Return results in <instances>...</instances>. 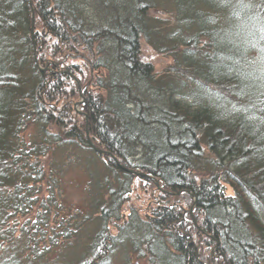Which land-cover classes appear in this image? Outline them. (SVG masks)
<instances>
[{
  "label": "trees",
  "instance_id": "1",
  "mask_svg": "<svg viewBox=\"0 0 264 264\" xmlns=\"http://www.w3.org/2000/svg\"><path fill=\"white\" fill-rule=\"evenodd\" d=\"M75 160L86 209L60 197ZM120 237L264 264V0H0V264H101Z\"/></svg>",
  "mask_w": 264,
  "mask_h": 264
},
{
  "label": "rangeland",
  "instance_id": "2",
  "mask_svg": "<svg viewBox=\"0 0 264 264\" xmlns=\"http://www.w3.org/2000/svg\"><path fill=\"white\" fill-rule=\"evenodd\" d=\"M140 49H141V55L144 59L150 61L153 65V68L156 73H161L163 71H167V68L169 64L171 63V57L169 55H166L164 53L156 52L148 43H146L142 38L140 41ZM83 102V99L79 98L75 103H74V108L75 110L80 109V105ZM85 124L87 125V122L85 121ZM87 128V127H86ZM31 131L30 127H27V132ZM64 156V155H63ZM80 163V164H78ZM134 163V162H133ZM65 166L64 171L60 174L59 176V186H61V198L63 200L64 207L70 208V209H75L76 207H84L85 209L88 206V197L85 192L86 190V185L88 182L86 173L84 172L82 166L83 164L79 161H70L67 162ZM146 174V173H145ZM148 176V174H146ZM151 178V176H150ZM157 183V181H156ZM158 186V184H157ZM228 190L230 188L228 187ZM140 192V191H139ZM137 197L135 193L132 192V196ZM129 198L130 200L133 198ZM145 199V195L143 193H140V197L138 199V202L140 203L139 205H142V201ZM142 202V203H141ZM137 205V201H135ZM129 205L128 202H126L123 205L122 211H125L127 214V210H124L126 206ZM128 206V207H129ZM143 206V205H142ZM141 206V209H142ZM124 215V213H123ZM114 232V229H112ZM47 235V234H46ZM122 235V234H121ZM129 236V235H128ZM81 242V241H80ZM79 244V243H78ZM137 248L140 247L141 251L139 252L136 246L133 245L131 239L129 237H124L123 239L120 237L114 246H112V249L104 261V263L101 264H149V256L146 252L145 245L142 241V239H137ZM80 245H78L77 248H73L69 250L68 254L70 255H78L80 254L81 251ZM142 253V254H140ZM65 261L66 256L64 257ZM68 259V258H67ZM74 259V258H70ZM172 263V262H171ZM68 264H72L69 262ZM84 264H95L92 262H87Z\"/></svg>",
  "mask_w": 264,
  "mask_h": 264
},
{
  "label": "water",
  "instance_id": "3",
  "mask_svg": "<svg viewBox=\"0 0 264 264\" xmlns=\"http://www.w3.org/2000/svg\"><path fill=\"white\" fill-rule=\"evenodd\" d=\"M33 26V22L31 21V27ZM30 32H32V30L30 31ZM81 99H83L82 97H81ZM87 131V130H86ZM87 140L90 142V144H91V146L93 147V149L95 150V151H97V152H106L105 150H102V149H100V148H97V147H95L92 143H91V141H90V139H89V137H88V135H87ZM130 171H133L132 169H129ZM133 172H135L136 174H138V175H143V176H147L145 173H143V172H136V171H133ZM148 178L150 177V176H147ZM158 183H156V185H157Z\"/></svg>",
  "mask_w": 264,
  "mask_h": 264
}]
</instances>
